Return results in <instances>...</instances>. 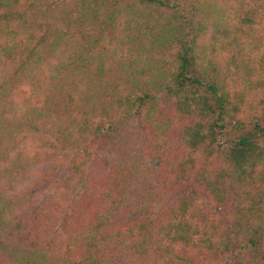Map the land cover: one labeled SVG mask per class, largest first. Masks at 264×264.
<instances>
[{"label":"trees","instance_id":"16d2710c","mask_svg":"<svg viewBox=\"0 0 264 264\" xmlns=\"http://www.w3.org/2000/svg\"><path fill=\"white\" fill-rule=\"evenodd\" d=\"M0 64V264H264V0H0Z\"/></svg>","mask_w":264,"mask_h":264},{"label":"rangeland","instance_id":"374dc122","mask_svg":"<svg viewBox=\"0 0 264 264\" xmlns=\"http://www.w3.org/2000/svg\"><path fill=\"white\" fill-rule=\"evenodd\" d=\"M30 13V14H29ZM29 13H27V15H26V19L27 18H29V15H31L32 16V18L34 19V20H36L35 18H37L38 17V15H37V13H35L34 14V11L33 12H29ZM45 35L46 34V28L44 29V30H42L41 32H39L38 33V35ZM15 38H17V40H19L20 39V36L19 35H16L15 36ZM6 71H8V69H6V65H4V64H0V77H2V76H4L5 74H6ZM110 78H109V81L110 82H112L113 84L114 83H116L117 82V80H118V78H119V75L116 73V72H112V73H110L109 75H108ZM9 96H10V98H9V104L6 102V106L4 107V109H5V111H7L8 113L9 112H13V110L14 109H16L15 111H16V115L17 116H19V115H21V116H23V114L25 113V110H24V105H23V103H21V101L19 100V99H14V98H11L12 96H14V91L13 92H11L10 94H9ZM12 102L14 103V104H12ZM15 105H17L16 106V108H14V106ZM14 108V109H13ZM13 120L11 119V117L9 116V118H8V122H5L4 124H3V127H5V124L6 123H10V122H12ZM13 122H15V121H13ZM138 136H133V133H131L129 136H127V139L125 138V139H120V140H118L117 141V144H119V145H124V143H125V146H126V142L127 143H131V144H134V145H132V147H137L138 145H140V143L145 139V138H147L148 137V135L146 134V136H142V133H140V134H137ZM137 138V139H136ZM137 140H139V141H137ZM107 147H109L108 145H107ZM106 148V147H105ZM104 152H102L101 154H103ZM99 155V154H98ZM147 155H145V156H143V158H141V159H138V166L139 167H141V169H142V171L143 172H151L152 170H153V163H150L151 161H146L147 159H145L144 157H146ZM100 156H97V159L94 161V166H93V168H94V171L96 170V171H98L100 168H101V165H102V163L101 162H99V158ZM146 163V164H145Z\"/></svg>","mask_w":264,"mask_h":264}]
</instances>
